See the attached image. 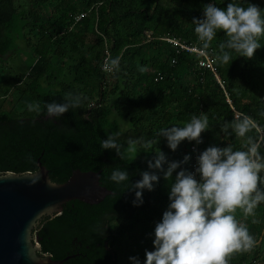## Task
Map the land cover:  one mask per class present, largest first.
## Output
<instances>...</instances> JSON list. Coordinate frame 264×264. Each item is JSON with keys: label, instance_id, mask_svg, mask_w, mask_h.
Wrapping results in <instances>:
<instances>
[{"label": "trees", "instance_id": "obj_1", "mask_svg": "<svg viewBox=\"0 0 264 264\" xmlns=\"http://www.w3.org/2000/svg\"><path fill=\"white\" fill-rule=\"evenodd\" d=\"M210 2L215 0H0V173L34 172L40 162L51 181L62 183L72 169L98 171L101 185L113 192L96 204L69 200L59 214L42 216L32 232L38 254L52 259L77 254L62 264H131L133 255L143 262L145 249L154 247L152 234L170 190L147 161L160 149L169 161L191 154L180 167L191 170L193 162V141L185 138L173 150L158 130L207 116L201 152L212 145L241 147L243 138L222 127L236 113L264 124L258 115L264 108V37L253 57L232 53L222 63L218 45L227 38L218 30L208 48L216 75L199 66L195 53L160 38L201 45L194 18L203 19ZM216 2L226 7L230 0ZM250 2L264 8V0ZM116 57L119 70L106 71L105 62ZM68 93L70 101L80 94L81 106L49 116L45 104L63 102ZM27 103H39L42 111L29 112ZM111 133H119L122 155L101 149L100 141ZM147 139H158L153 149L129 143ZM116 167L133 183L143 171L158 173L153 189L143 190L142 204L133 205L134 191L109 179ZM258 187L264 192V185ZM234 215L256 243L233 253L229 264H264V201L253 215L241 209Z\"/></svg>", "mask_w": 264, "mask_h": 264}, {"label": "clouds", "instance_id": "obj_2", "mask_svg": "<svg viewBox=\"0 0 264 264\" xmlns=\"http://www.w3.org/2000/svg\"><path fill=\"white\" fill-rule=\"evenodd\" d=\"M194 23V31L205 50L217 31L224 30L227 39L219 43L217 59L229 63L233 59L232 53L251 58L261 47L264 8L250 0H230L226 7H220L215 0L204 6L203 19L194 18ZM119 67V57L104 64L106 71L119 70ZM70 96L71 93L66 94L63 102L46 103L44 110L49 116L58 118L69 108L80 107V94L71 101ZM26 107L29 112L42 111L39 103H27ZM258 115L264 119V108L258 110ZM209 127L207 116L193 115L183 126L172 124L160 128L157 136L166 137L168 146L175 150L185 138L200 144L201 132ZM222 127L225 130L231 127L237 137L243 138L241 147L234 149L231 144L208 146L196 156L194 172L180 167L189 162L191 154H185L181 160L169 161L165 152L159 149L155 150L154 160L147 161L149 168L159 170L169 181V203L155 225L153 249H145L143 262L135 255L129 256L131 264H229L233 253L249 251L255 245L254 237L234 213L241 209L245 216L253 215L258 202L264 201V192L258 187V183L264 185V124L250 115L236 113L233 121ZM118 135L108 134L100 141L101 149H115L122 155L121 145L115 138ZM157 140L129 143H139L141 148L149 150ZM137 150L136 147L128 149L130 153ZM141 175L142 178L133 183L126 170L116 167L109 179L133 190L132 204L140 205L143 190L153 189V182L159 179L157 172L143 171Z\"/></svg>", "mask_w": 264, "mask_h": 264}, {"label": "water", "instance_id": "obj_3", "mask_svg": "<svg viewBox=\"0 0 264 264\" xmlns=\"http://www.w3.org/2000/svg\"><path fill=\"white\" fill-rule=\"evenodd\" d=\"M37 165L34 172L0 173V264H62L67 257L38 254L32 232L41 217L59 214L69 200L96 204L113 194L101 185L98 171L75 168L66 181L56 183L45 166Z\"/></svg>", "mask_w": 264, "mask_h": 264}, {"label": "built area", "instance_id": "obj_4", "mask_svg": "<svg viewBox=\"0 0 264 264\" xmlns=\"http://www.w3.org/2000/svg\"><path fill=\"white\" fill-rule=\"evenodd\" d=\"M160 38L169 42L173 47L177 48V50H186L195 53L199 57V66L210 69L216 75V59L210 49L205 50L202 44H187L182 39L176 37L164 36ZM198 146L199 144H196L195 140L190 144V150L193 152V162L190 171L193 172L195 171L196 156L199 154ZM249 264H259V262L254 260Z\"/></svg>", "mask_w": 264, "mask_h": 264}, {"label": "flooded vegetation", "instance_id": "obj_5", "mask_svg": "<svg viewBox=\"0 0 264 264\" xmlns=\"http://www.w3.org/2000/svg\"><path fill=\"white\" fill-rule=\"evenodd\" d=\"M65 257H67L66 260H69V259H72V258L77 259V254H72V255L65 256Z\"/></svg>", "mask_w": 264, "mask_h": 264}, {"label": "rangeland", "instance_id": "obj_6", "mask_svg": "<svg viewBox=\"0 0 264 264\" xmlns=\"http://www.w3.org/2000/svg\"><path fill=\"white\" fill-rule=\"evenodd\" d=\"M21 57V56H20Z\"/></svg>", "mask_w": 264, "mask_h": 264}]
</instances>
